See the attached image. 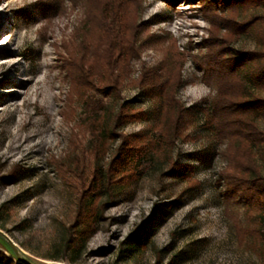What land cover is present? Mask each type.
<instances>
[{"label":"rangeland","instance_id":"obj_1","mask_svg":"<svg viewBox=\"0 0 264 264\" xmlns=\"http://www.w3.org/2000/svg\"><path fill=\"white\" fill-rule=\"evenodd\" d=\"M89 14L87 0H0V232L39 264H257L238 235L242 207L228 206L225 146L206 124L217 92L195 60L210 39L201 5L146 0L139 13L147 27L120 103L146 117L117 133L125 144L147 132L156 136L158 100L134 81L175 45L187 56L178 98L192 109L190 138L174 147L177 167L146 163L113 192L97 190L94 174L114 169L122 139L111 132L99 149L86 128L95 95L83 102L74 91L78 47L83 36L95 38ZM257 43L242 35L233 47L255 50ZM258 123L264 130V118ZM94 194L95 217L85 226L78 219ZM77 224L86 236L67 249ZM0 256L18 262L1 240Z\"/></svg>","mask_w":264,"mask_h":264},{"label":"trees","instance_id":"obj_2","mask_svg":"<svg viewBox=\"0 0 264 264\" xmlns=\"http://www.w3.org/2000/svg\"><path fill=\"white\" fill-rule=\"evenodd\" d=\"M145 1L87 0L95 38H91L93 41L83 36L78 47L77 55L81 59L74 60L73 64L74 75H77L75 95L83 102H89L92 93L95 95L96 102H93V113L86 119V128L99 149L111 132L113 138L123 142L114 169L107 175L94 174L99 191L113 192L116 184L134 180L146 163L163 161L177 167L173 161L174 147L178 141L190 138L187 117L192 109L178 98L184 84L182 72L187 56L175 45L169 48L167 57L157 68L145 71L134 81L158 100L156 136L147 132L125 144V137L117 133L146 117L128 103H120L124 101L130 64L139 58L141 35L147 27L139 21ZM192 1L201 5L211 27L207 52L195 60L204 70V82L214 86L217 92L205 111L206 124L225 146L222 155L228 160V167L223 179L228 185V206L241 205L240 242L256 257L257 264H264V174L258 163V158L264 162V130L258 123L264 118V0ZM248 12L252 15L246 17ZM243 16L245 18L241 19ZM249 34L256 38L258 48L236 50L233 47L236 40ZM108 100L119 104L118 109L109 105ZM95 197L94 194L88 198V209L78 219L85 226L95 217ZM78 225L69 228L67 249H76L77 243L86 236L84 233L80 236ZM7 250L16 259L8 247ZM0 264L20 263L0 256Z\"/></svg>","mask_w":264,"mask_h":264},{"label":"water","instance_id":"obj_3","mask_svg":"<svg viewBox=\"0 0 264 264\" xmlns=\"http://www.w3.org/2000/svg\"><path fill=\"white\" fill-rule=\"evenodd\" d=\"M0 240L10 249L20 264H38L2 232H0Z\"/></svg>","mask_w":264,"mask_h":264}]
</instances>
